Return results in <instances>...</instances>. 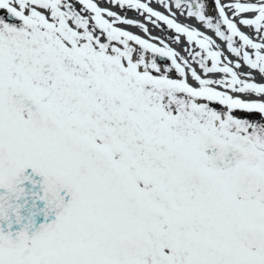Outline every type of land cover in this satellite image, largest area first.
Instances as JSON below:
<instances>
[{
    "label": "snow or ice",
    "instance_id": "obj_1",
    "mask_svg": "<svg viewBox=\"0 0 264 264\" xmlns=\"http://www.w3.org/2000/svg\"><path fill=\"white\" fill-rule=\"evenodd\" d=\"M111 2L195 43L203 75L94 0H0V264H264V83L239 71L264 77V0H214L215 22L173 0L234 61Z\"/></svg>",
    "mask_w": 264,
    "mask_h": 264
},
{
    "label": "bare ground",
    "instance_id": "obj_2",
    "mask_svg": "<svg viewBox=\"0 0 264 264\" xmlns=\"http://www.w3.org/2000/svg\"><path fill=\"white\" fill-rule=\"evenodd\" d=\"M141 1L142 0H140V2ZM94 2L99 3L101 7L116 12L117 15H119L122 19L136 21V23L132 25L119 23V28L121 30L129 31L133 35L140 36L141 39L148 40L150 43H154L156 45H161V41H163L162 45L166 44L167 46L171 47L174 51L178 52L181 57H184L185 59L189 60V62L192 64V67L196 68L197 72L203 75L202 70L192 60V57L189 54L190 52L199 51L200 49L195 43L190 44L186 36L177 33L174 29H168L162 21L156 20L155 17H152L151 20H149L147 13L141 14L135 9H128L127 7L120 8L114 3H112L111 0H94ZM192 2L196 3L197 0H192ZM198 2L203 3L205 5V14L212 16L213 21L215 22V20L218 18V11L215 7L214 0H198ZM220 2L221 4H226L231 2V0H220ZM241 2H255V0H241ZM166 3L171 5V11H169V9L164 6V4H161L159 0H150L149 5L154 9V11H158L161 14L168 16L170 19H174L177 23L186 26L190 29H195L202 33L203 36L211 37L216 42V44L220 45V48L218 50L222 51L225 57L233 61L236 59L230 52H228L226 42L220 40V38L215 35L212 29L206 28L203 23L195 17H189L187 15V3L182 4L181 8L179 9L175 7L173 0H166ZM227 15L229 16V19H238L233 16V13L231 11H227ZM242 15L247 16L249 14ZM105 19L110 20L111 18L105 16ZM140 24H143L145 28H147V32H145L143 28L139 27ZM241 30L245 31L246 34L254 36L253 30H250L243 26H241ZM177 36H179V42H177L175 39ZM213 50H217L215 45L213 46ZM165 60L166 58L159 59L158 62L163 64ZM168 63H170V61ZM210 63L211 62L209 61V64ZM239 71L245 74L241 76L242 79H248V73L250 72V82L264 83V77H261V75L255 70H249L246 66H244ZM213 77H215V74H213ZM189 82L191 83L192 81L190 80ZM239 96L241 99L245 100L257 99L255 94H239Z\"/></svg>",
    "mask_w": 264,
    "mask_h": 264
},
{
    "label": "rangeland",
    "instance_id": "obj_3",
    "mask_svg": "<svg viewBox=\"0 0 264 264\" xmlns=\"http://www.w3.org/2000/svg\"><path fill=\"white\" fill-rule=\"evenodd\" d=\"M4 14V12L3 11H0V15H3Z\"/></svg>",
    "mask_w": 264,
    "mask_h": 264
}]
</instances>
